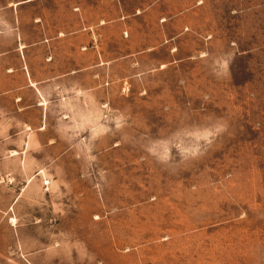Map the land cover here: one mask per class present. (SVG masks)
<instances>
[{"label": "rangeland", "instance_id": "rangeland-1", "mask_svg": "<svg viewBox=\"0 0 264 264\" xmlns=\"http://www.w3.org/2000/svg\"><path fill=\"white\" fill-rule=\"evenodd\" d=\"M0 264H264V0H0Z\"/></svg>", "mask_w": 264, "mask_h": 264}]
</instances>
